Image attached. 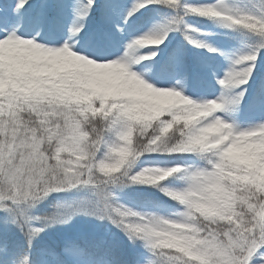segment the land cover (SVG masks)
<instances>
[{"label":"snow or ice","instance_id":"6c2138e0","mask_svg":"<svg viewBox=\"0 0 264 264\" xmlns=\"http://www.w3.org/2000/svg\"><path fill=\"white\" fill-rule=\"evenodd\" d=\"M0 264H264V4L0 0Z\"/></svg>","mask_w":264,"mask_h":264},{"label":"trees","instance_id":"16d2710c","mask_svg":"<svg viewBox=\"0 0 264 264\" xmlns=\"http://www.w3.org/2000/svg\"><path fill=\"white\" fill-rule=\"evenodd\" d=\"M231 1L237 3L241 7H247L249 9L252 8L253 4H256L257 6H259L260 4H264V0H231ZM189 23L194 25L195 27L198 26L202 28L201 33L194 34L198 36L200 39L209 40L211 39L212 35H215L216 38L222 41L223 43L235 48L245 50L246 36L244 35L243 30L232 31L226 28H221L212 21L200 19L197 17L189 18ZM205 34H210V35H205ZM215 61L217 63H220L221 62L220 57L216 56ZM45 239H47V237H45Z\"/></svg>","mask_w":264,"mask_h":264},{"label":"rangeland","instance_id":"374dc122","mask_svg":"<svg viewBox=\"0 0 264 264\" xmlns=\"http://www.w3.org/2000/svg\"><path fill=\"white\" fill-rule=\"evenodd\" d=\"M230 2L234 3V2L231 1V0H230ZM235 4H237V3H235ZM237 5H238V4H237ZM238 6H240V5H238ZM240 7H241V6H240ZM196 28H198V29L201 30V27L196 26ZM207 41H208L209 43H211L212 45H214V46L220 48L221 50H224V51L229 52V53H232V52H238V51H241V50H242V49L235 48V47H232V46H229V45L223 43L222 41L218 40V39L216 38L215 35H212V36H211V39H209V40H207ZM220 59H221V62H220L219 64L221 65V67H225V66H226L225 61L223 60L222 57H220Z\"/></svg>","mask_w":264,"mask_h":264}]
</instances>
